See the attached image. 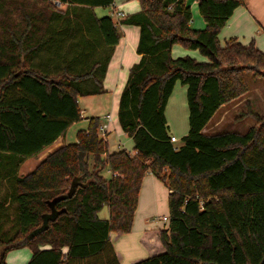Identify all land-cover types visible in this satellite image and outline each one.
Here are the masks:
<instances>
[{
	"label": "trees",
	"instance_id": "trees-1",
	"mask_svg": "<svg viewBox=\"0 0 264 264\" xmlns=\"http://www.w3.org/2000/svg\"><path fill=\"white\" fill-rule=\"evenodd\" d=\"M138 1V11L119 17L139 27L140 56L117 109L132 150L109 152L100 118L91 116L74 142L16 176V227L0 232V264L21 246L31 250L26 264H119L109 235L131 230L147 172L168 189L167 222L143 231L149 254L130 264H264V114L244 111L255 122L242 133L203 131L222 105L248 91L245 72L264 84V52L253 40L218 39L244 0H196L200 29L190 25L188 0ZM112 2L0 0V154L19 162L37 154L81 119L78 96L105 92L119 32L110 15L97 16L94 8ZM176 43L206 60L172 57ZM42 48L51 74L34 65ZM176 82L186 87L188 108V131L178 145L169 140L165 117ZM104 205L107 218L98 216Z\"/></svg>",
	"mask_w": 264,
	"mask_h": 264
},
{
	"label": "crops",
	"instance_id": "crops-1",
	"mask_svg": "<svg viewBox=\"0 0 264 264\" xmlns=\"http://www.w3.org/2000/svg\"><path fill=\"white\" fill-rule=\"evenodd\" d=\"M191 3L196 4V0H193ZM107 7L109 8V12H107L105 15L111 16V14H113L114 17H111L117 22L119 40L113 48L102 80L103 88L105 89V92L103 94H110L111 108L109 112H106L104 114V121L99 116L98 117L100 118V124L107 123L109 128L106 138L108 151H116L121 148H125L126 150L131 151L133 148V141L120 128L117 117V109L119 95L126 82L129 68L138 61L140 56L136 52V45L139 37V27L133 24L120 23V16H115L114 13L116 11H121L126 15L134 13L139 10V1L113 0L112 4ZM96 8L98 7H95L94 10ZM198 26L202 25L200 24ZM220 37H222L223 40L234 37L242 44H247L253 40L254 44L264 52V0H244V3L242 5L234 9L233 13L227 19L226 23L222 26L218 33L219 43L220 45H222L224 42L221 41ZM174 45L175 44L171 46L170 50L172 57H176L173 54L175 50L176 53H179L177 54L178 56L188 55L198 61H204L201 59V57L198 58L197 56H195L194 51L188 52L186 50H183L182 52L178 49H174ZM38 54H41L40 56H43V58L41 59L40 56L36 57L34 60V65L40 64V67L42 69H44L45 71L51 70L50 74L53 73V70L44 64V61H46L45 54H49V52L42 48L40 49ZM81 97L82 96L77 97V104L82 115L83 110L81 107ZM240 98H242V96L236 99L239 100ZM234 100L222 105L217 111L225 109V111L227 112L232 106L229 105L230 107L227 109L226 105L232 103ZM240 102L241 101L239 100L237 103H235L236 107L240 104ZM106 114L110 115V121H107L105 119ZM165 117L169 125L170 135L181 137L187 133L188 108L186 103V87L179 82L175 83L173 90L167 100V104L165 107ZM213 117L203 128V131L209 130L210 128V130H214L217 121L209 125ZM88 118H86V126ZM75 123H77V121L70 124L66 128V130L61 135H59L51 144L44 147L37 154L23 159L21 162L17 160L16 156L0 154V232L12 233L14 232L16 227L17 210L16 204L13 201V197L15 194V177H20L27 174L39 163L40 160L46 157L50 152H52L59 146L64 145V136L67 135L69 129ZM76 131L73 134L68 135V138H75ZM58 140H60V144L56 143ZM30 160L32 162L25 165V163ZM23 165H25L24 168L22 167ZM167 196L168 189L164 182H162L159 178H157L150 172L145 173L139 190L138 201L131 230L126 234L118 236H113V233L109 235L113 249L117 253L119 264H130L134 259L148 256V249L140 240L141 234L146 229L161 226L153 223H145L142 221V217L144 218L146 215H151L156 210H158V203L160 200H162L163 197L165 198L167 204ZM146 207L148 212L143 215H139L137 218L138 209ZM107 217L108 213L106 214V216L101 218ZM63 251H66V248H64ZM30 255L31 250L27 246H21L8 250L5 254L4 260L6 264H26ZM79 264H83V261H80Z\"/></svg>",
	"mask_w": 264,
	"mask_h": 264
},
{
	"label": "rangeland",
	"instance_id": "rangeland-1",
	"mask_svg": "<svg viewBox=\"0 0 264 264\" xmlns=\"http://www.w3.org/2000/svg\"><path fill=\"white\" fill-rule=\"evenodd\" d=\"M193 0H189L190 3V9L192 13L190 25L193 28H204L205 22L202 18V16L199 14L197 5L192 4ZM95 13L97 16H103L107 12H109L108 7H98L95 10ZM112 17L113 14H111ZM202 26H198V25ZM198 26V27H197ZM221 38V41L224 42L223 38ZM174 49H178L183 52V50H186L188 52L194 51L195 56L198 58L201 57L202 60H205L206 58L201 55L197 50L193 49H188V48H183L182 45L176 43L174 45ZM182 49V50H181ZM175 52V50H174ZM173 54L177 57L179 53H174ZM185 54V53H183ZM190 55V54H189ZM245 80L247 82V85L249 87L248 91L240 98L239 100L241 101L240 104L236 107L235 103H237L239 100H234L232 103L226 105V108L228 109L230 106V110L227 112L225 109L219 110L215 113L213 119L209 123L216 122V126L214 127V130H206L204 131L205 133H215V132H222V131H235V132H244L247 130L249 126L254 124L255 120L252 116L246 115L244 111L246 112L248 108H251L255 113L258 115H263L264 114V84L262 83L261 80L259 79H253L252 73L251 72H245L244 73ZM80 99H82L81 107H82V115L81 119L77 121L68 131L67 135L64 136V144L71 143L75 141V138L73 137L68 138V135L73 134L76 130L79 129H84L86 127V118L89 116H99L103 121L104 114L106 112L110 111L111 108V100H110V94H88V95H83ZM248 103L247 105L245 103ZM230 105V106H229ZM115 109V108H114ZM221 114V115H220ZM220 115V117H219ZM208 125V127H209ZM107 138V136H106ZM177 141L176 144L178 145L181 142V139L179 136L176 137ZM56 143L60 144V140H58ZM55 145V144H54ZM32 161H27L25 165L28 163H31ZM25 165L22 167L24 168ZM102 174L104 177L108 178L110 176V172L108 169H104L102 171ZM163 182V181H162ZM165 197V196H164ZM162 198L161 203L159 201V206L158 210H156L153 214L151 215H146L144 218L142 217V221L145 223H153L159 226L165 225L166 224V217H167V204L165 198ZM147 207L146 208H139L138 209V214L137 218L139 215H143L147 213ZM108 213V208L107 205H104L101 209V211L98 213L99 217H104ZM1 234V233H0ZM97 259V258H96ZM101 259V258H100ZM98 261V259H97ZM94 261L92 264H97L98 262ZM102 263V262H101ZM6 264V263H5Z\"/></svg>",
	"mask_w": 264,
	"mask_h": 264
},
{
	"label": "built area",
	"instance_id": "built-area-1",
	"mask_svg": "<svg viewBox=\"0 0 264 264\" xmlns=\"http://www.w3.org/2000/svg\"><path fill=\"white\" fill-rule=\"evenodd\" d=\"M114 15H115V16H123L124 13L121 12V11H116V12L114 13ZM105 119H106L107 121H110V115H109V114H106V115H105ZM108 131H109V128H108L107 123H102V124L99 125V127H98L99 136H100L104 141H106V136H107ZM169 140H170V142H172V143H176L177 138H176L174 135H171L170 138H169ZM175 148H176V146H175Z\"/></svg>",
	"mask_w": 264,
	"mask_h": 264
},
{
	"label": "water",
	"instance_id": "water-1",
	"mask_svg": "<svg viewBox=\"0 0 264 264\" xmlns=\"http://www.w3.org/2000/svg\"><path fill=\"white\" fill-rule=\"evenodd\" d=\"M32 235H33V234H29L27 237H28V238H31V237H32Z\"/></svg>",
	"mask_w": 264,
	"mask_h": 264
}]
</instances>
